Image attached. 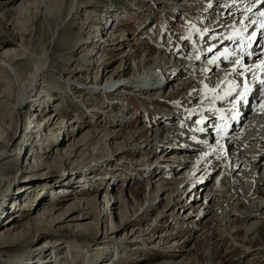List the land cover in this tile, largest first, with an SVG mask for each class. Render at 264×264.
Listing matches in <instances>:
<instances>
[{"label": "bare ground", "instance_id": "1", "mask_svg": "<svg viewBox=\"0 0 264 264\" xmlns=\"http://www.w3.org/2000/svg\"><path fill=\"white\" fill-rule=\"evenodd\" d=\"M226 1L228 0H217L219 4L216 7H214L216 5L214 2V6L206 12V24L210 33L217 31L228 32L230 38L228 37L226 40L218 42V45L202 55H198L196 51H191V47L194 48L192 41L190 44H185L177 36L169 35L166 39L165 34H163L160 38L162 45L159 41L157 42L156 52L153 55L144 52L141 59H138V53L130 50L132 40L128 37L127 32L123 30L124 32L122 31L116 38L114 35L110 38L105 37L107 33L106 23H102V27L98 28L94 36L78 43L77 47L82 46L80 50L83 53L82 58L90 57L87 59L90 60L87 65L88 69L84 71L89 72V64L93 65L94 63L91 56L95 55V48L98 51H102L104 46L122 49V54L118 56L122 66L114 72H110L108 69L99 70V75L97 76L99 79L94 83L78 80L73 72L70 75L65 73L66 76L64 75L62 81L56 76H53L55 79H52L51 68L54 66V61L51 57V51L48 52L49 47L43 52L41 58L33 57L23 46L16 47L12 44L13 41H0V71L2 73L0 87L5 88L0 90V98L13 100L15 104L12 112L20 108H34L33 113L28 118L21 119L19 135H17L16 129L14 131L13 124L8 130L13 137L10 138L7 135L5 138L4 132L0 134V203L2 198L7 197L9 194L11 197L16 194L17 197H31L34 192L33 186L52 180L56 169L53 168L54 166L49 160L54 155V152L59 154L58 162L61 161L60 164L62 163L65 167L69 165L70 174L73 173L76 178H84V181L76 182V178L67 176L69 179L75 180V185L79 183L76 187L77 189L81 186L85 188L86 185L92 182V178H94L93 182L104 179L103 170L110 167L112 165L111 162L120 160V157L124 156L126 152L135 151L138 153L143 150H149L152 155L151 161L145 164L138 160L127 162V169L131 166V169L135 168L133 169L134 172L130 174V176H135L133 178L138 181H141L139 177L143 176L149 179L150 177L152 178L148 183L150 197L144 212L154 211L156 205H159L162 200L164 201L161 198L160 202L155 204L160 195L158 193L154 195L153 190H158L161 194L169 190L167 197L169 203H171L166 206L168 208L167 211L159 214L161 222L165 225L164 227L175 225L196 228L206 220H213L216 222L215 225H220L224 233L229 236L239 234L238 230L234 231L232 229V223L243 226L247 231V237L249 233L257 232L260 226L264 224V129L254 130V127L256 123L264 124V43L259 38L262 33L257 31V26L255 25L251 29V31L254 30L253 32L250 29L247 30L246 36L250 37V39L247 41L243 39L245 37L244 28L246 22L243 17L240 22L231 24V17L226 11L216 15L221 3H226ZM70 2L71 5L68 6ZM70 2L69 0H58L59 9L54 11L56 2L52 3V0H0V20L12 27L15 22L14 16L24 17L25 13L30 10L34 15L33 19H37L38 16L44 18H42L43 20L40 24L43 27L39 26L40 32L45 27L54 25L50 38L51 43L56 34L54 33L55 29L60 27V32L68 21L72 10L74 8L76 9L75 12L80 10V0H70ZM156 2L157 0H149L144 4H156ZM188 2L190 3L189 6L201 4L200 0H180L175 5L173 4L171 10L178 9V16L180 17L181 13H183L182 8H185ZM249 2L253 7L264 5V0H249ZM68 10L69 13H66ZM91 17L89 12L85 15L81 30L88 28L91 23ZM247 17L249 18L251 15H247ZM174 20L177 21L178 19ZM214 20L216 22H213ZM258 30L261 29L259 28ZM16 33L18 34L19 32L13 30L11 38H14ZM81 33L83 34V32ZM200 35L201 33L199 35L194 34V39L199 41V44L201 41L204 42V40L208 42L205 45L212 43L211 39H209L210 35L203 40L200 39ZM176 38H178L177 42L175 41ZM168 39H171V43L169 42L171 47L167 46L169 44ZM178 43H181L183 48H180ZM221 45L229 47V51L220 52L219 46ZM240 46L242 47L241 51L239 49ZM90 47H94L93 52L86 54V49ZM187 48L190 52L184 53L183 49ZM193 53L195 56H193ZM32 59H36V62L32 63ZM130 70H132V74L129 76ZM65 72L68 71L65 69ZM96 72L97 70L93 71L92 74L95 75ZM161 75L165 80L163 82L159 78ZM102 77H105V80L102 81ZM184 77L185 79L182 81ZM193 79L196 80L195 84H192ZM49 80H53L55 84L64 83L71 89L76 87L74 90L78 95L74 96L71 93L76 102L80 100L82 95L92 97L91 101L84 102L86 106L84 112L88 117L94 118L95 124L94 129L89 130V139L95 140L99 137L102 129L95 130L96 127L112 123L110 140L113 143V156H102L95 148H88L85 139H83L85 136L82 137L80 135L77 137L79 127L73 126L76 121L74 119L65 121V116L61 117L64 113H60L54 108L56 98L52 97L54 91L52 85L48 82ZM164 83H168L167 86L171 87V90L167 93V90L162 89ZM186 85L190 88L185 87ZM13 87H18L19 89L16 96L12 93ZM155 87L162 91L160 95L156 94L158 91L155 90ZM123 90L136 92L146 98L151 104L153 103V105L159 103L156 100H167L170 102V99L177 98L179 91L182 90L184 93L181 97H178L177 101H172L164 107L167 110L179 109L181 118L187 113L182 109V106L187 103L188 109L194 112L193 118L198 116L202 110H207L203 112L204 115H208L204 117L207 120H203L201 124L180 123L176 125V121L179 120H176V117H161L154 123L151 120V116L154 115L151 113L149 116L143 114L141 117L143 120L141 119L140 121L138 116L136 118L133 117L129 108L125 111L127 113L124 114L123 112L121 114L120 108L113 103L118 101L120 97H117V95ZM100 95L101 97L112 95L117 98L109 100L111 103H107L104 107H98L93 98ZM158 97L161 99H158ZM14 98H16L15 101ZM223 98H233L234 102L229 105L223 104ZM108 99L109 97H107ZM42 103L49 105V107L36 111V107L41 106ZM143 106V108H146V105L143 104ZM109 110L111 111L110 113H108ZM112 110L115 111L112 112ZM211 118L216 119L215 126L217 130L214 131V135L210 134L207 137L208 133H200L204 137L202 142H196L191 147L179 145V133L182 131H193L196 125L198 128L212 130L211 133H213L215 126L212 125ZM255 118L257 121H255ZM224 120H226L227 124ZM141 123H144V126ZM146 124L147 127H145ZM22 126H24L23 132L26 133L25 138H27L23 139L25 140L23 142V153H26L30 158L24 159V154L20 157L24 159L22 162L23 168L16 173L14 162L10 160L14 156V150L9 151L8 148L12 147L19 139ZM40 134L44 135L43 138L37 139ZM57 134L62 136L46 146L45 140L50 136L55 137ZM87 136L86 138H88ZM30 137H32L34 143L27 144ZM141 139L144 141L143 144L139 142ZM41 140L43 141L40 143ZM118 140L120 141L119 143L116 142ZM9 141L12 142L10 143ZM66 141H68L67 147L63 150L59 149V146ZM32 146L38 148V151L35 150V152L31 153ZM82 146L85 147L84 151L89 149V152L92 153L90 155L93 159L90 161L91 163L93 162L91 168L87 166L84 157L80 156V153H76ZM16 153L18 152L15 151ZM83 155L86 156L87 153ZM45 168L47 171L42 172ZM210 178L214 179L216 187L205 191V185L202 181H207ZM23 182L25 183L23 184ZM12 183L14 186L22 183L23 186L21 188L19 186L16 192L7 194L6 192L9 191L8 188ZM58 184L60 187L66 185L62 182ZM165 184H168L170 188L166 189L164 186L163 189L162 186ZM60 187L58 192L61 190ZM83 188L77 192V195L66 196L64 198L65 202L57 199L58 202L56 204L53 200H40L41 206L38 213L41 218L49 222V225H44L47 227H39L37 232L41 235L50 234V237L44 241L39 251V253L44 254V259L40 260V264H63L64 260L71 261L73 264H94L91 260V255H88V250H105L107 255L108 252H111L110 250L113 246L120 247L126 252L139 251L145 257H140L138 263L149 264L150 260L148 261L146 256L147 249L137 245L131 248L129 244L120 241L121 238H108L112 232L107 231L106 233L105 225L99 237L98 231L97 233H92V231L95 232L94 227L91 222L87 221L92 216L88 195L89 190L85 191ZM111 191L109 197H106L107 194L102 197L104 199L100 207L101 214L99 216H103L100 218L103 224L107 218L112 220L111 217L114 214V210L118 208L116 204L121 202V197L112 195L114 190ZM188 194L187 200L184 195ZM35 205L37 206V204ZM35 205L33 206L32 203L20 204V212L24 210V214H20L17 220H24L22 224L15 225L14 221L18 217L16 215H13L5 225L2 222L3 218L0 217V264H3L8 257L13 256L11 246L14 247L16 240L19 239V237H12L13 231L20 225L19 233L22 240H18V243L16 242L17 247L20 249L18 256L20 255L19 257L21 258L19 260L21 262L19 264H37L39 262L37 260L32 262L38 251L33 250L35 248H33L32 238L36 235H32L29 229L30 225L38 224L40 226V223H35L34 218L31 217L32 213H36L37 208ZM9 211L7 208L6 212L8 213ZM123 225V223H120L117 233L129 224ZM63 232H68L69 234L63 235ZM215 233L211 232L212 243L218 245L221 239ZM134 235L135 232L129 237V242L126 243H137L138 240H135ZM6 237L8 238L6 239ZM165 237L166 235L161 233L154 240H150L149 246L158 247L164 255L162 261L154 264H192L187 258L188 250L185 247L187 242H184V245L179 239H171L169 236ZM192 238L195 240L196 236ZM88 240H94L99 245L92 248V245L88 244ZM7 242L8 244H6ZM64 244H67L66 251L60 252ZM30 253L35 254H33L34 256H29L31 255ZM83 253L85 259L82 261ZM257 254L258 257L254 258V260L241 258V262H246V264H264V253L262 254V251H260ZM97 264L114 263L108 260Z\"/></svg>", "mask_w": 264, "mask_h": 264}, {"label": "rangeland", "instance_id": "2", "mask_svg": "<svg viewBox=\"0 0 264 264\" xmlns=\"http://www.w3.org/2000/svg\"><path fill=\"white\" fill-rule=\"evenodd\" d=\"M80 1H81L80 2L81 7H79L80 10L77 12H75L76 10L75 8L72 10L71 14L68 17V21L61 28L60 32H59L60 27H58V29H55L54 33L56 34L54 35V39H52L51 43H50V38L53 33L54 25H49L48 27H45L43 31L40 32L39 26L43 27L40 24L44 18L42 16L41 17L38 16L37 19H33L32 17H34V15L32 12H30V10L27 13H25L24 17L19 16V15L18 16L16 15L13 17L15 22L13 24L14 26L12 27L14 29L10 27L9 25H7L6 23H4V21L0 20V41H6V40L13 41L12 44H14L16 47L23 46L25 49L29 51L30 54L33 55V57H41V58L43 56L42 55L43 52L46 51V49L49 47L48 52L51 51V57H52V60L54 61V66L51 68L52 79H55L53 76H56V77H59L60 80L62 81L65 73H68L70 75V73L73 72L76 74V77L78 80L81 79L87 82L90 81V83L97 82V79H99L97 78V76L99 75L98 73L99 70L108 69L110 70V72H114L118 70L119 67L122 66L121 60L118 58V56L122 54V49H117L112 46H104L102 48V51L100 50L98 51L95 48V55L91 56L92 62L94 63L93 65L89 64V72H85L84 70L87 71L88 69L87 65L90 62V60H87V59L90 57L82 58L83 53L80 52L82 46L77 47L78 43H81L82 41H86L90 39L91 36H94L96 34V32L98 31V28L102 27V23H104L105 21L104 15H106L108 11H112L115 13L117 11V13H119V10H121V8L124 9L123 6L127 7L126 3L128 2H126L125 0H80ZM166 1H169V0H157L156 3L160 4ZM193 1H196V0H193ZM200 1H201V4H194L192 6L190 5V7H187V12L190 15H196V16H199V13L201 16V13L203 12V18H205L204 24L206 27L208 26L206 24V21H207L206 12H208V10L214 6V2L216 3L214 7H216L219 4V2H217V0H214L211 6H207L211 3L209 0H200ZM53 2L54 3L56 2V4H54V9H55L54 11H57L59 9L58 0H52V3ZM187 4H190V3L188 2ZM70 5H71V2L68 6ZM152 5L154 6V4H148V5L144 4L142 6L141 9H144L143 12L145 13V14L144 13L141 14L142 17L139 16V13H136V12L134 13L131 10H129V8H127L126 10H123V12L132 13L130 20L125 22L126 30L128 29L127 31L132 32V35L126 30L124 31L127 32L128 37L131 38L132 44H131L130 50H133V52L138 53V59H141V56L144 52L145 53L148 52L150 53V55H153L157 49V42L158 41L160 42L161 40L159 38L160 36L157 37L156 40H155V37L153 36L154 30H152V25H153V22L155 21L157 14H155L156 10L154 9V7L150 8L152 7ZM85 6H88V7H85ZM221 6H222V3H221ZM146 9H149V10H146ZM88 12H89L90 17L92 16L90 18L91 23L88 25L87 29L81 30L83 19L85 15L88 14ZM66 13H69V10L66 11ZM181 14L182 16H184L183 13ZM136 18L139 19V22L137 23L135 22ZM177 19L180 21L178 20L176 21L174 19L173 20L178 23H181L183 20L181 18H177ZM217 19H219V17H217ZM143 21H144L143 24L140 23ZM174 21H172V23ZM16 22H17V25H16ZM178 23H176V26L173 25V27L175 26L176 30H180V28L183 25V24H178ZM140 25H142V28L140 27ZM214 25H217V24H214ZM135 26L137 27L136 29L134 28ZM13 30L19 33L18 34L16 33L15 37L11 38V32ZM81 32H83V34ZM120 33H122V31L119 32L118 34H114L115 38ZM56 36H58L57 39H56ZM177 39L178 38H176L175 40L176 42H177ZM170 43L167 44L168 47H171ZM178 44L180 45V48H183L181 46V43H178ZM93 49L94 47H90L86 49L85 53L90 54L91 52H93ZM191 49H192L191 51H195L193 47H191ZM183 52L189 53L190 51L187 48V49H183ZM193 56H195L194 53H193ZM218 56L220 57V55ZM31 62L32 63L36 62V59L35 60L32 59ZM65 69L68 72H65ZM96 70L97 72L95 73V75L92 74V72ZM128 74L130 76L132 74V70H130ZM194 75H197V74H194ZM1 77H2V73L0 71V78ZM195 78L197 79V77ZM184 79L185 77L182 79V81ZM101 80L102 81L105 80V77H102ZM195 81L196 80L193 79L192 84H195ZM48 82L53 87L54 92H53L52 97L56 98L54 108L56 109V111L58 110L60 113H64L61 117L65 116L64 118L65 121H69L70 119H74L76 121L73 123V126L79 127V132L77 133V137H79L80 135H82V137L85 136L83 137V139H85L88 148H95V150H97V152L100 153L102 156H107V157L111 155L113 156V143L110 140V134L112 131L111 126H113L112 123H108V124L106 123L105 125H100L96 127L95 130L102 129L100 131L99 137L95 140L89 139V130L94 129L95 124H94V118L88 117L87 114L84 112V110H86V106L84 102H88L89 100L91 101L92 97H87L88 95L81 96L80 94L81 96L80 100L76 102L74 97L72 96V94H74V96L78 95V93L75 92L74 90L76 87H72L74 89H71L67 87L64 83L55 84L53 80L51 81L49 80ZM185 87H188V85H186ZM189 88L190 87H188V89ZM1 89L3 90L5 88L1 86L0 90ZM182 90H186V89H182ZM182 90L179 91L177 99L179 96L181 97L182 94L184 93V91ZM18 91H19L18 87H13L12 93L14 94V96L17 95ZM167 92L168 90L166 91V93ZM112 98H117V97L116 96L109 97L107 101L112 100ZM93 99H95L96 105L98 107H104L106 105L105 101L104 100L102 101L103 97H101V95L98 97L95 96ZM15 100L16 98H14V101ZM130 102H133V106L135 107L134 109L130 110L133 117L136 118V116H138V120L139 119L140 121L141 119L143 120V118H141L143 116V114H141V111L143 110V105L135 100L133 101L130 100ZM14 104L15 103L13 102V100H6L3 98H0V134L4 132L5 138L7 135L10 138L13 137V135L8 131L11 124L14 125L13 126L14 131L16 129L17 135H19V126H20L21 119L28 118V116L31 113H33L32 111L34 110V108L30 109V107H27L26 109L20 108L17 111L15 110L12 112V108L14 107ZM48 107L49 105L42 103L41 106L36 107V111H38L39 109L44 110ZM114 111L115 110H112V112ZM110 112L111 111L109 110L108 113ZM179 118H180V115H179ZM177 119L178 118H176V120ZM16 124H17V127H16ZM141 125L144 126V123H141ZM145 127H147V124L145 125ZM21 128H22V132L19 136V139L13 144L12 147L8 148L9 151L14 150V156L10 158V160L14 162L16 173L17 171L23 168V165H22L23 160L25 158L27 159L30 158L28 155H26V153H23V149H24L23 142L25 141L23 139H27V138H25L26 133L23 132L24 126H22ZM46 133H50V132H46ZM42 134L44 133L42 132ZM42 134H40L37 137V139H39L40 137L43 138L44 135ZM61 136L62 135H58V134L55 137L50 136L47 140H45L44 143L46 146L50 145L52 141L58 140L59 137ZM86 136L88 138H86ZM42 141L43 140H41L40 143ZM94 141L95 143H93ZM31 142L34 143L32 141V137L28 139L27 144H30ZM67 142L68 141L60 145L59 149L61 150L65 149L68 145ZM116 142L119 143L120 141L118 140ZM139 142L143 144L144 141L143 139H141L139 140ZM84 148H85L84 146L80 147L76 151V153H80V156L84 157V159L86 160L87 166L91 168L93 165L92 164L93 162L91 163L90 161H92L93 159L92 157H90V155L92 153L89 152V149L87 151H84ZM31 150H32L31 153H33L35 152V150L38 151V148H35L34 146H32ZM15 151L18 153L15 154ZM110 152L111 154H109ZM84 153H87V155L84 156L83 155ZM23 154H24V159L23 158L21 159L20 157H22ZM58 158H60L59 154L54 152V155H52L51 159L49 160V162L53 164L54 166L53 168L56 169L55 175L54 177H52V180L42 182V184H39L37 182L38 184L33 186L34 192L31 197L30 196L27 198L17 197V194L12 195V197L9 196L10 195L9 192L10 193L16 192V190L19 189V186L21 188V186H23L25 182H23V184L21 183L16 186H14L12 183L10 187L8 188L9 191L6 192L9 195L7 197L2 198V201H1L3 206L0 207V217L3 218V219L1 218L3 225H5V223L7 224L13 215L18 216L16 217L14 221L15 225H19L24 222V220H17L20 214H24L23 212L24 210L20 212L21 203L22 204L32 203L33 206L37 204V206L35 205L37 208L36 213H32L31 217L34 218L33 220L35 223H40V226H38V224L29 226L30 227L29 229L32 232V235H36L35 237L32 238L33 244H34L33 248H35L33 250L38 251V254H36L38 256L36 255L34 256L33 254L35 253H32V254L30 253L31 255L29 256H34L35 259H32V262L37 260L39 261L37 262V264H40L41 262L40 260L44 259V254L39 253L40 249L42 248L41 246L44 244V241L48 240V238L50 237V234L41 235L37 232V229L39 227L40 228L47 227L44 225H49V222L41 218L38 213L39 208L41 206L40 200H43V201H45V199H47L48 201L53 200L56 204L58 202L57 199H59L60 201L62 200V202H65L64 198L66 196L75 195V194L77 195V192L81 188H83L81 186L80 188L76 189L77 185H79V183L75 185L77 180L74 183L75 180L69 179V178H76V176L73 175V173L70 174L69 165H66V167L63 166L62 163L60 164L61 161L58 162L59 160ZM87 158H90V159L87 160ZM135 160H138L139 162L145 164L146 162H149L152 160V155L150 154L149 150H143L138 153H136L135 151H128L125 153L124 156L120 157V160H118L117 162L115 161L111 162L112 165H110V167H107V169L103 170L104 179L93 182L94 178H92L93 179V180L91 179L92 182L86 185L85 188H83V190L85 191L89 190L88 195H89L90 203H91L92 216L87 221L91 222L92 226L94 227L95 232L92 231V233H97L98 231V237H99L103 231V226L105 225L106 233L107 231L112 232V234L109 235L108 238L110 237H112L113 239L115 237L121 238L120 241H123L125 244H129L130 245L129 247L131 248L134 247V245H137V246L143 247L144 249H147L146 256L148 258V261L150 260L149 264H154L156 262L162 261V257L164 256L158 247L153 246V244H151L153 247L149 246L150 240L151 239L154 240L155 237L161 233H164L166 237L169 236L171 239L172 238L179 239L182 243L187 242L186 245L185 243L184 245L186 249L188 250L187 258L189 259V261L192 262V264H237V263L246 264V262H241V258L243 259L247 258V259L254 260V258L258 257V254H257L258 252L262 251V254L264 253V224L260 226L257 232L249 233L248 237H247L246 229H244V227L241 226L240 224L235 225L232 223V226H233L232 229L234 231L238 230L239 234H237L236 236L230 235L231 236L230 237L229 235H226L224 233V230L222 229L220 225H217V224L215 225L216 222L213 220H206L202 224H199L198 227L196 228H188V227L175 226V225H173L172 227H169V226L164 227L165 225H163V222H161L162 220L159 214L167 211L168 208L166 206L167 205L169 206L171 203V202L169 203V199L167 197L169 190H166L162 194L161 192H158V190H153L154 195L155 193H158L160 195L159 196L160 198L156 200L155 204H158L161 198L164 199V201L162 200L159 205H156V209L154 211L144 212V209L147 206L149 202V197H150L148 183L152 178L150 177L149 179L148 177L146 178V176H143V177H139L142 179L141 181H138L136 178H133L135 177L134 175L130 176L131 172H134V171L133 169H131L132 166L127 169V162H131V161L133 162ZM46 171L47 169L45 168L43 169L42 172H46ZM67 176H69V178ZM40 180H43V179H40ZM59 182L60 183L62 182L63 184H69V185L72 184L73 185L72 188L75 190L72 189L70 190V192L67 191V194H62L64 189H67L68 187L66 186L60 187L58 184ZM202 182L205 185V191H208V189L216 187L213 178H210L207 181H202ZM85 183L87 184V182ZM164 186L166 189H168L169 187L168 184H165L162 186L163 189H164ZM59 187L61 190L59 193H57L59 191ZM111 190H114L112 195H119L121 197V202L120 204L119 203L116 204L118 208L114 210V214L111 217L112 220L110 218H107L105 223L103 224V222L100 219L103 216L101 215L99 216V214H101L100 207H101V204H103V199H104L102 197L104 196V194H107L106 197H109V193L112 192ZM186 199L188 200V195L186 196ZM1 203L0 205H2ZM7 208L8 210H10L8 212L9 214L6 212ZM120 223H123L124 225L125 224H129V225L117 233V228H119L118 226L120 225ZM159 227L161 228L159 229ZM20 229H21V225L18 226L13 231V236H12V237H19L18 239L19 241L22 240V237H20L21 235L19 233ZM134 232H135V235H134L135 240H138L137 243H133V242L126 243V242H129V237ZM211 232L213 233L216 232L215 234L219 236L218 238L221 239L220 244L217 245V244L212 243L213 241H212ZM67 233L68 232H63V235ZM195 236H196V239L193 240L192 237H195ZM7 238L8 237H6V239ZM18 240H16L17 243L19 242ZM8 242L6 244H8ZM16 242H15L14 247L11 246L13 256L8 257V258L6 257L7 259L5 260L3 264L5 263L6 264H19V262H21V260H19V258L21 257H19L20 255L18 256L20 249L17 247ZM88 244L92 245V248H95L96 246L99 245V243L98 242L95 243L94 240H88ZM82 247H84V245ZM66 248H67V244H64V247L60 250V252H65ZM89 251H91V249L88 250V255L89 254L91 255V260L93 261L94 264L100 263L102 261H108V260H110V262L114 264H139L138 260L140 259V257H145V255H142L141 253H139V251L126 252L124 249H121L120 247L117 248L114 246L113 248H111L110 250L111 252H108L107 255L105 253L106 252L105 250H95L91 252ZM81 258H82V261L83 259H85L84 253L82 254ZM62 263L63 264H73L71 261H65V260Z\"/></svg>", "mask_w": 264, "mask_h": 264}]
</instances>
